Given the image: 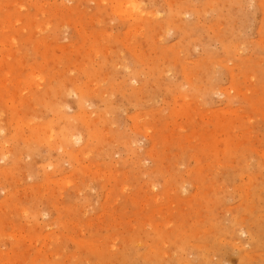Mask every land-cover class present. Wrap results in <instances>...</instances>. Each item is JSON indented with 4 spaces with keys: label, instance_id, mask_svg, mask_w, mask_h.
Masks as SVG:
<instances>
[{
    "label": "rangeland",
    "instance_id": "obj_1",
    "mask_svg": "<svg viewBox=\"0 0 264 264\" xmlns=\"http://www.w3.org/2000/svg\"><path fill=\"white\" fill-rule=\"evenodd\" d=\"M132 1L0 0V264H264V0Z\"/></svg>",
    "mask_w": 264,
    "mask_h": 264
},
{
    "label": "bare ground",
    "instance_id": "obj_2",
    "mask_svg": "<svg viewBox=\"0 0 264 264\" xmlns=\"http://www.w3.org/2000/svg\"><path fill=\"white\" fill-rule=\"evenodd\" d=\"M60 1V0H59ZM132 1V0H131ZM62 2V1H61ZM123 3V2H122ZM116 8V7H115ZM117 8H118V13L121 11V12H124L125 15L127 14V16H134V15H139L140 14V10L139 8L136 6V4L132 1V2H129V1H126V3L124 4H119L117 5ZM114 11V9H113ZM121 14V13H120ZM149 15V14H147ZM153 15V13L151 14ZM121 16V15H120ZM131 18V17H130ZM62 28V27H61ZM3 59V58H2ZM11 69V68H10ZM5 77V76H4ZM17 77V76H16ZM43 80V79H42ZM20 82V79L18 80ZM24 82V81H23ZM44 82V81H42ZM31 86V85H30ZM0 87H3V86H0ZM9 89V88H8ZM6 91V90H5ZM14 94V93H13ZM235 94V93H234ZM20 98V97H19ZM31 98V97H30ZM25 99V98H24ZM28 99V98H27ZM27 103V102H26ZM15 106V105H14ZM60 108V107H59ZM84 115V114H83ZM70 120V119H69ZM51 133V132H50ZM67 141V140H66ZM68 153V152H67Z\"/></svg>",
    "mask_w": 264,
    "mask_h": 264
}]
</instances>
